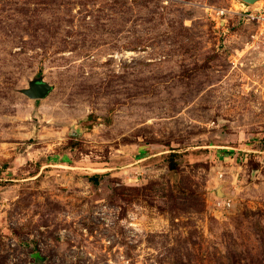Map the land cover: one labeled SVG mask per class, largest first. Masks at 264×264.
Instances as JSON below:
<instances>
[{"label": "rangeland", "instance_id": "374dc122", "mask_svg": "<svg viewBox=\"0 0 264 264\" xmlns=\"http://www.w3.org/2000/svg\"><path fill=\"white\" fill-rule=\"evenodd\" d=\"M242 4L0 0V264H264Z\"/></svg>", "mask_w": 264, "mask_h": 264}, {"label": "built area", "instance_id": "2783aa9c", "mask_svg": "<svg viewBox=\"0 0 264 264\" xmlns=\"http://www.w3.org/2000/svg\"><path fill=\"white\" fill-rule=\"evenodd\" d=\"M245 8L246 6L242 4ZM219 15H225L224 11L219 12ZM244 19L253 24L256 28V36L264 44V8H246L241 12Z\"/></svg>", "mask_w": 264, "mask_h": 264}, {"label": "water", "instance_id": "95a60500", "mask_svg": "<svg viewBox=\"0 0 264 264\" xmlns=\"http://www.w3.org/2000/svg\"><path fill=\"white\" fill-rule=\"evenodd\" d=\"M243 2L247 4H255L257 0H243ZM52 90L53 88L50 85L46 84L43 81H40L31 84L29 89L24 90V94L33 100H41L46 98ZM218 193L221 196V189L218 190Z\"/></svg>", "mask_w": 264, "mask_h": 264}, {"label": "bare ground", "instance_id": "6f19581e", "mask_svg": "<svg viewBox=\"0 0 264 264\" xmlns=\"http://www.w3.org/2000/svg\"><path fill=\"white\" fill-rule=\"evenodd\" d=\"M257 5V4H256Z\"/></svg>", "mask_w": 264, "mask_h": 264}, {"label": "trees", "instance_id": "16d2710c", "mask_svg": "<svg viewBox=\"0 0 264 264\" xmlns=\"http://www.w3.org/2000/svg\"><path fill=\"white\" fill-rule=\"evenodd\" d=\"M230 153V152H229Z\"/></svg>", "mask_w": 264, "mask_h": 264}]
</instances>
